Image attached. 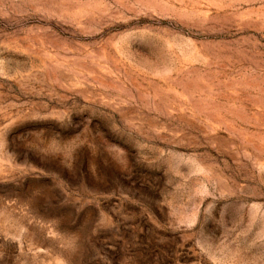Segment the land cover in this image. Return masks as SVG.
I'll use <instances>...</instances> for the list:
<instances>
[{
    "label": "rangeland",
    "instance_id": "rangeland-1",
    "mask_svg": "<svg viewBox=\"0 0 264 264\" xmlns=\"http://www.w3.org/2000/svg\"><path fill=\"white\" fill-rule=\"evenodd\" d=\"M0 264H264V0H0Z\"/></svg>",
    "mask_w": 264,
    "mask_h": 264
}]
</instances>
